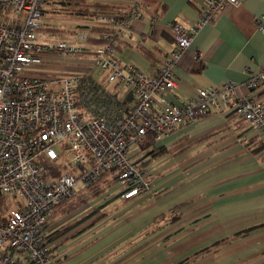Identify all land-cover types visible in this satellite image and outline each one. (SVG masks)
Returning <instances> with one entry per match:
<instances>
[{
	"label": "crops",
	"instance_id": "crops-1",
	"mask_svg": "<svg viewBox=\"0 0 264 264\" xmlns=\"http://www.w3.org/2000/svg\"><path fill=\"white\" fill-rule=\"evenodd\" d=\"M100 1L121 8L132 5V0ZM135 1L140 16L119 36L115 57L119 64L132 63L155 74L176 47L170 23L193 24L203 3ZM95 21L79 16V33L91 30ZM48 23L44 20L39 30L49 31ZM97 42L91 37L85 48ZM85 48L67 58L45 52L42 66L31 67L30 73L50 76L62 64L88 62L87 72L99 79ZM245 68L253 73L264 68V0L226 4L199 27L176 61L175 86L166 91L168 99L185 103L198 88L226 79L239 84V94L246 93ZM108 88L120 99L132 98L129 87L109 83ZM259 94L264 97V87ZM152 146L162 148L153 158L140 146L135 150L145 157L158 196L122 198L116 183L71 211L53 209L48 233L72 224L50 243L57 264H264V144L258 132L227 107L183 123ZM82 189L77 187L68 201L78 198Z\"/></svg>",
	"mask_w": 264,
	"mask_h": 264
},
{
	"label": "built area",
	"instance_id": "built-area-1",
	"mask_svg": "<svg viewBox=\"0 0 264 264\" xmlns=\"http://www.w3.org/2000/svg\"><path fill=\"white\" fill-rule=\"evenodd\" d=\"M242 0H202L194 23H170L176 47L163 59L155 74L132 63L119 64L116 38L140 6L124 13L100 14L112 21V30L99 35L102 43L85 48L94 34L78 33L73 44L63 39L49 43L37 31L45 20V0H0V195L10 196L11 206L0 217V264H57L47 242V220L53 209L68 199L76 185L94 182L101 171L118 170L122 198L141 194L151 197L160 190L147 173L145 158L130 159V145L145 135L154 140L211 112L231 107L258 132L264 144V68L253 73L245 68L247 92L226 79L219 85L197 89L185 103L168 99L175 86L173 68L199 27L212 20L226 4ZM87 50L100 73L38 75L30 66L40 64L43 54L54 51L61 58ZM30 67V68H29ZM109 83L125 84L132 98L120 99ZM66 164L58 176H47L45 166Z\"/></svg>",
	"mask_w": 264,
	"mask_h": 264
},
{
	"label": "trees",
	"instance_id": "trees-1",
	"mask_svg": "<svg viewBox=\"0 0 264 264\" xmlns=\"http://www.w3.org/2000/svg\"><path fill=\"white\" fill-rule=\"evenodd\" d=\"M55 4H60L61 10L65 11L66 13H70L74 16H88V17H96L95 23L91 26V31L94 34L92 38L97 40V44L102 43L103 39L100 38L99 35L104 31L112 30V21L109 19H104L98 17V14H112V13H124L132 9V5H128L126 8H121L118 3H113L110 1H100V0H45L43 11L47 13L51 9L54 8ZM139 12H141V7L137 8ZM47 11V12H46ZM97 14V15H96ZM52 30H55L51 28ZM121 40L116 38V45L115 48L120 47ZM140 150H146V156L153 158L162 152V148L153 147L154 138L151 135H145L144 139L138 143ZM144 157V156H142ZM145 158V157H144ZM146 162V160H145ZM68 166L66 164H58V163H50L45 166V174L47 176H58L65 170H68ZM118 178V170L113 168L109 171H101L99 176L94 182L87 183L83 186V189L79 191V197L76 198L74 201L70 203L71 198L76 195L74 192L68 199L64 200L63 202L59 203L54 210H61L62 212L71 211L78 206H81L85 202L99 196L102 194L106 189L115 185L117 183ZM78 193V192H77ZM57 208V209H56ZM53 210V211H54ZM94 211L92 210L89 212L88 215H84L80 219L87 218L90 216ZM171 218H175L173 215ZM72 224L63 225L60 228L55 229L51 233L47 234V242L51 243L52 239L58 236L59 234L66 231Z\"/></svg>",
	"mask_w": 264,
	"mask_h": 264
},
{
	"label": "rangeland",
	"instance_id": "rangeland-1",
	"mask_svg": "<svg viewBox=\"0 0 264 264\" xmlns=\"http://www.w3.org/2000/svg\"><path fill=\"white\" fill-rule=\"evenodd\" d=\"M60 6H61L60 4L58 5L55 4L54 8L48 11L52 13L51 16L49 14L47 15L49 18H46V15H45V21L50 22L46 24L47 26H50V28H48L49 31L38 30L37 35L41 40H45L49 43L55 42L56 40H59V39H63L73 44H76L78 42L77 36L79 33V27H80L79 17L74 16L70 13H66L65 12L66 10L65 11L61 10ZM51 28L55 30H52ZM75 55H78V53ZM80 55L81 57L84 56L83 54H80ZM42 64L43 63L30 66V67L32 68L33 67L36 68L37 66L41 67ZM78 66H74L72 64H62L60 65L58 70L54 72H50V73H53L54 75H58V76L87 73V71L90 68V63L83 62L79 64ZM98 75H100L99 72H98ZM120 87H122L121 89L128 88V86H126L125 84H120ZM136 147L137 149H139L138 143L137 144L134 143L130 145L129 156H130V159L133 161H135L138 158L136 150H135ZM79 186L80 185L77 184L76 188ZM11 204H12V200L10 196L0 195V217H3L5 215L6 211L11 206Z\"/></svg>",
	"mask_w": 264,
	"mask_h": 264
}]
</instances>
